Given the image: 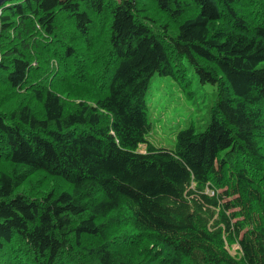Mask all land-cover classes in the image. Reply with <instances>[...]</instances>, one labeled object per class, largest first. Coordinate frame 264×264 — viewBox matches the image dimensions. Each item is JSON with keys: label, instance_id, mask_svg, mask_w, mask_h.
<instances>
[{"label": "trees", "instance_id": "obj_1", "mask_svg": "<svg viewBox=\"0 0 264 264\" xmlns=\"http://www.w3.org/2000/svg\"><path fill=\"white\" fill-rule=\"evenodd\" d=\"M0 8V264H264V0ZM192 71L208 120L154 147Z\"/></svg>", "mask_w": 264, "mask_h": 264}, {"label": "rangeland", "instance_id": "obj_2", "mask_svg": "<svg viewBox=\"0 0 264 264\" xmlns=\"http://www.w3.org/2000/svg\"><path fill=\"white\" fill-rule=\"evenodd\" d=\"M193 72H190L193 82L191 89L194 87L197 93L193 94L192 98H187L180 93L169 78L154 75L151 79L146 96L151 125L147 139L154 147L170 149L174 145L175 135L179 130L190 126L192 122L195 126L198 125L199 119L206 124L209 117L208 106L214 99L215 87L199 84ZM140 150L144 151V145L140 146ZM39 182L40 177L35 174L27 181L25 189H37Z\"/></svg>", "mask_w": 264, "mask_h": 264}, {"label": "water", "instance_id": "obj_3", "mask_svg": "<svg viewBox=\"0 0 264 264\" xmlns=\"http://www.w3.org/2000/svg\"><path fill=\"white\" fill-rule=\"evenodd\" d=\"M9 1H11V0H0V7H1L2 5H4L6 2H9Z\"/></svg>", "mask_w": 264, "mask_h": 264}, {"label": "bare ground", "instance_id": "obj_4", "mask_svg": "<svg viewBox=\"0 0 264 264\" xmlns=\"http://www.w3.org/2000/svg\"><path fill=\"white\" fill-rule=\"evenodd\" d=\"M7 3V2H6Z\"/></svg>", "mask_w": 264, "mask_h": 264}]
</instances>
